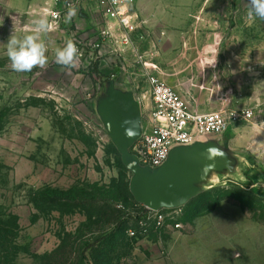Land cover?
I'll use <instances>...</instances> for the list:
<instances>
[{
  "label": "rangeland",
  "instance_id": "obj_1",
  "mask_svg": "<svg viewBox=\"0 0 264 264\" xmlns=\"http://www.w3.org/2000/svg\"><path fill=\"white\" fill-rule=\"evenodd\" d=\"M78 1L0 0V212L19 225L13 264H135L139 239L170 237L166 233L171 229H166L130 239L127 232L137 226L129 218L117 233L113 223L100 228L99 208L91 200L72 213L48 207L39 210L32 202V197L45 189L76 188L92 193L90 187L97 185L107 194L113 192L116 201L107 203L121 212L120 220L127 216L120 205L132 213L141 212L130 199L120 200L124 188L121 174H127L130 181L132 174L120 168L122 159L101 109L112 98L132 96L139 105L141 128L146 126V79L126 82L120 75L121 66L113 70L115 78L101 73L100 68L104 78H94L92 67L99 65V60L91 47L85 48L84 57L77 56L75 67L56 64L55 49L63 47L66 40L72 39L82 49L77 37H71L78 31L75 22L66 32L42 34L48 47L44 69L14 72L6 55L13 32L22 38L41 15H47L51 24V12L61 10L65 15L69 4L77 7L80 23L90 25L85 29L90 32L89 41H94L91 31L95 21L86 16L87 11H94ZM247 3L175 0L173 17L156 40V56L150 58L153 67L147 68L181 93L194 109L217 112L236 106L254 112L252 120L236 123L223 135L206 137L205 148L200 142L181 148L216 147L223 152L217 157L221 167L204 178L193 173L189 181L192 199L180 208L183 228L174 242L181 251L187 241L198 264H264V22L247 20ZM96 13L99 18L100 12ZM181 23L180 29L173 26ZM185 43L205 45V52L191 54L197 56L195 60L200 55L202 61L216 59L217 66L175 70L179 52L174 49ZM188 60L182 64L188 65ZM237 61L244 65L232 68L231 62ZM213 75L217 79L213 80ZM208 191L211 193L198 198ZM89 213L95 214L92 222ZM105 235L111 236L105 244L85 250L87 243ZM84 254L88 260L83 259Z\"/></svg>",
  "mask_w": 264,
  "mask_h": 264
},
{
  "label": "built area",
  "instance_id": "obj_2",
  "mask_svg": "<svg viewBox=\"0 0 264 264\" xmlns=\"http://www.w3.org/2000/svg\"><path fill=\"white\" fill-rule=\"evenodd\" d=\"M89 4H96L102 9L105 16L116 21L123 30L122 43L132 46V35L137 31L130 16V8L134 0H79ZM59 13L57 17L54 15ZM52 30L58 28L63 21V12L54 10L51 12ZM111 37L110 32H100V39L85 45L77 39L82 49L78 56H85V48L91 47L99 52L104 42ZM79 40V41H78ZM137 62L143 69V78L148 84L149 94V118L146 126L141 129V135L133 147L134 155L142 167L152 170L162 168L169 160L171 154L182 147H189L200 139L213 135L227 133L233 125L241 121H250L254 117L252 110H224L201 114L194 112L189 103L165 81L149 65L144 55L137 54ZM141 101V100H138ZM140 206V205H139ZM119 209L125 211L127 218L135 222L137 229L129 230L127 235L130 239L147 237L150 232H161L166 229L180 231L183 224L180 222L181 209H163L154 211L144 206L138 208L140 213L128 211L124 205Z\"/></svg>",
  "mask_w": 264,
  "mask_h": 264
},
{
  "label": "crops",
  "instance_id": "obj_3",
  "mask_svg": "<svg viewBox=\"0 0 264 264\" xmlns=\"http://www.w3.org/2000/svg\"><path fill=\"white\" fill-rule=\"evenodd\" d=\"M175 0H134V3L129 6L130 16L133 20V25L137 27V31L132 35L133 43L132 46H126L122 43L124 38L123 30L120 28L116 21L109 19L104 15L102 9L99 8L96 4H89L86 2H80L79 4H84V7H90L91 10L87 11L86 16L88 19L95 21L93 25V32L96 36L94 41H89L90 32L86 31L87 24L83 25L80 23V17L77 15L72 19L70 24L64 23V14L63 21L60 23L58 28L54 30H60L61 32H66L69 26H73L75 22L77 26L76 36L71 35V37H77V39L82 40L85 45H90L91 43L100 39V32L103 30H108L111 34V37L104 42L101 50L97 52V59L99 60V68L101 73L112 76L115 78L116 75L113 72L115 67L121 66L120 75H124L127 79L126 82L132 83L136 78L143 77V72H140L139 69H142L141 65L137 62V54L144 55L145 59L150 62V58L156 56L154 46L156 40L159 39L160 35L165 33L167 24L169 20L172 19V8ZM97 10L100 12V17L98 18ZM82 20V19H81ZM180 25L174 24L175 28L180 29ZM175 53L179 52V56L175 55V70L179 68L182 72V69L190 68V70L198 71L200 69L205 70L208 68L207 62L202 61V56L198 60H195L197 56H194V52L202 53L206 51L205 45L185 43L180 44L179 48H175ZM189 52L187 55L185 53ZM184 53V54H183ZM179 57V58H178ZM188 65L183 62H187ZM232 68L243 66L244 62H231ZM217 66V61L215 67ZM140 73H136V71ZM182 75V74H181ZM229 75V74H228ZM227 75V76H228ZM185 76V75H184ZM136 81V80H135ZM174 89V88H173ZM176 90V89H175ZM177 91V90H176ZM178 92V91H177ZM179 93V92H178ZM182 97L183 95L179 93ZM185 100L186 98L183 97ZM197 98V97H196ZM195 98V99H196ZM187 101V100H186ZM190 107L191 104L189 103ZM229 110L239 111L242 109H235L236 106H228ZM147 109V107H146ZM194 112L206 114L216 111H203L200 109H194L191 107ZM199 142L204 146H207L208 140L206 138L200 139ZM198 142V143H199ZM180 231L169 230L166 234L173 238L168 242V238L165 236H156L154 238L147 237L139 239L137 248L134 252V261L135 264H198L197 257L191 254L190 247L188 246L187 241L185 245L181 247V251H178V245L174 242L178 233Z\"/></svg>",
  "mask_w": 264,
  "mask_h": 264
},
{
  "label": "water",
  "instance_id": "obj_4",
  "mask_svg": "<svg viewBox=\"0 0 264 264\" xmlns=\"http://www.w3.org/2000/svg\"><path fill=\"white\" fill-rule=\"evenodd\" d=\"M105 127L116 146L122 163L132 174L130 191L135 202L154 211L177 209L192 199L189 181L196 171V154L201 147L175 150L160 169L142 167L132 149L141 135V114L132 96H120L101 109Z\"/></svg>",
  "mask_w": 264,
  "mask_h": 264
},
{
  "label": "trees",
  "instance_id": "obj_5",
  "mask_svg": "<svg viewBox=\"0 0 264 264\" xmlns=\"http://www.w3.org/2000/svg\"><path fill=\"white\" fill-rule=\"evenodd\" d=\"M99 65L95 64L93 69V77L97 75L100 79H103L104 76L99 71ZM95 78V77H94ZM95 85L98 84L97 79L94 80ZM120 168L126 172L127 169L124 165L119 162ZM121 180L123 185V197L120 200L127 202L129 199L135 204L136 208H140V206L135 202L133 196L130 192V179L128 175L125 173L121 174ZM92 193H86L85 191H81L79 189L73 188L69 191H57L53 189H45L40 191L35 197H32L33 204L37 207V209L42 210L45 207L50 208V210L58 211L61 213H72L81 206H85L88 201H93V206H97L99 208V217L102 221H98L99 227H103L108 223L116 224L115 233L121 230V227L124 226V222L126 221L127 216L120 220V211L115 209L111 204L107 203V201H116V198L111 197L113 192L107 194L104 192V189L99 188V186L94 185L90 187ZM211 193L210 191L204 192L198 196V198L205 197L207 194ZM81 194V196L79 195ZM117 192L115 193V196ZM198 200V199H197ZM101 202V203H100ZM100 203V206H99ZM215 205V204H214ZM216 205L218 203L216 202ZM213 208V207H212ZM201 211L198 212L200 214ZM95 217L94 213H89L88 218L92 222ZM19 234V225L16 220L6 219L0 212V264H13L15 261V257L18 254L17 248V239ZM112 236V234H111ZM111 236L105 235L95 239L94 242L87 243L85 250L92 251L95 248L99 247L106 243ZM84 260H88L85 254L83 255Z\"/></svg>",
  "mask_w": 264,
  "mask_h": 264
},
{
  "label": "clouds",
  "instance_id": "obj_6",
  "mask_svg": "<svg viewBox=\"0 0 264 264\" xmlns=\"http://www.w3.org/2000/svg\"><path fill=\"white\" fill-rule=\"evenodd\" d=\"M246 18L248 21L259 20L264 22V0H248L246 4ZM78 9L75 5H67V12L64 16V23L70 24L77 15ZM57 17L59 13H55ZM33 29L22 38L17 37L14 32L10 35L6 44V55L10 61V68L14 72L27 73L35 68L44 69L48 65L47 44L42 39V34L52 30L47 15H41L33 20ZM79 49L72 39L65 41L63 47L55 49V63L63 67H75ZM216 59L207 62L208 67H215ZM213 80L217 79L215 75ZM219 86V85H217ZM223 152L216 147H209L205 150V159L213 161L216 157L222 156ZM207 165L203 171H207Z\"/></svg>",
  "mask_w": 264,
  "mask_h": 264
},
{
  "label": "bare ground",
  "instance_id": "obj_7",
  "mask_svg": "<svg viewBox=\"0 0 264 264\" xmlns=\"http://www.w3.org/2000/svg\"><path fill=\"white\" fill-rule=\"evenodd\" d=\"M201 154L197 153L195 158H196V175L199 178H204L205 175L210 171V170H216L217 168L221 167L223 165L222 161L219 158H215L213 161L205 159L204 153L205 149L200 152ZM207 167V171H203L205 169V166ZM213 175V174H212ZM205 186V185H204Z\"/></svg>",
  "mask_w": 264,
  "mask_h": 264
}]
</instances>
